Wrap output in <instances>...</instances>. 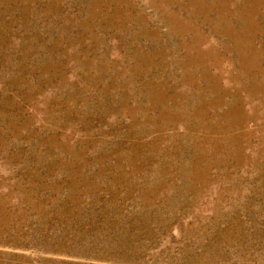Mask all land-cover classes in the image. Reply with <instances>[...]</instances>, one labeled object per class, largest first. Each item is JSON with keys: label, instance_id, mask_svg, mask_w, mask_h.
<instances>
[{"label": "rangeland", "instance_id": "rangeland-1", "mask_svg": "<svg viewBox=\"0 0 264 264\" xmlns=\"http://www.w3.org/2000/svg\"><path fill=\"white\" fill-rule=\"evenodd\" d=\"M0 264H264V0H0Z\"/></svg>", "mask_w": 264, "mask_h": 264}]
</instances>
